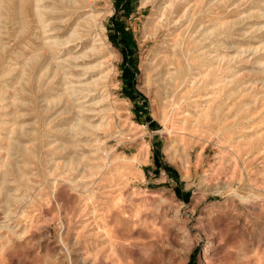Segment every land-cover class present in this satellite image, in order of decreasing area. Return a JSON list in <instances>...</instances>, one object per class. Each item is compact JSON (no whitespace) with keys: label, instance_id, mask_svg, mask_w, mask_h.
I'll return each instance as SVG.
<instances>
[{"label":"rangeland","instance_id":"rangeland-1","mask_svg":"<svg viewBox=\"0 0 264 264\" xmlns=\"http://www.w3.org/2000/svg\"><path fill=\"white\" fill-rule=\"evenodd\" d=\"M26 2L0 0V264H264V0Z\"/></svg>","mask_w":264,"mask_h":264},{"label":"bare ground","instance_id":"bare-ground-1","mask_svg":"<svg viewBox=\"0 0 264 264\" xmlns=\"http://www.w3.org/2000/svg\"><path fill=\"white\" fill-rule=\"evenodd\" d=\"M38 2H41V1H43V2H45V0H37ZM77 1V0H76ZM1 2H3V1H1ZM25 2H26V0H25ZM42 2V3H43ZM175 2H177V1H175ZM21 3V2H20ZM27 3V2H26ZM25 3V4H26ZM36 5V4H35ZM169 5V4H168ZM26 6V5H25ZM41 6V5H40ZM40 6H38L37 5V7L36 8H39ZM178 6V4H175V6H173V7H177ZM20 7V6H19ZM42 7H44V6H42ZM172 7V8H173ZM22 8V7H21ZM20 8V9H21ZM188 8V7H187ZM1 10H3L2 8H1ZM0 10V11H1ZM22 10V9H21ZM165 11H168V6L165 8ZM172 11V10H171ZM187 11V10H186ZM181 13V12H180ZM37 14H38V16H39V19L41 20V18H42V15L44 14V12H43V10L42 9H37ZM186 14H187V12H186ZM95 15V14H94ZM93 16V15H92ZM180 16V15H179ZM179 16H177V18H179ZM184 16V15H183ZM44 18V17H43ZM183 19H185V18H183ZM182 21V20H181ZM190 23H192V22H190ZM167 25H169V24H167ZM182 25V24H181ZM22 27V26H21ZM188 27V26H187ZM174 29V28H173ZM201 30V29H200ZM1 31V30H0ZM77 32L78 31H76V35H75V41L78 39V38H82L83 36L82 35H77ZM82 32V31H81ZM192 33V32H191ZM79 34V33H78ZM80 34H82V33H80ZM195 34V33H194ZM185 35V34H184ZM72 40H74V39H67V40H52V41H49V42H46V44L48 45V47H49V50H50V52H51V57H52V59H56V57H57V55L60 53V51L63 49V46H65L68 42H70V41H72ZM188 41V40H187ZM194 41V40H193ZM183 43V42H182ZM183 45V44H182ZM4 47V46H3ZM188 47V46H187ZM45 50V49H44ZM188 50V49H187ZM190 50V49H189ZM46 51V50H45ZM47 53V52H46ZM2 54V53H1ZM194 56V55H193ZM74 57H76V58H78V56H74ZM197 57V56H196ZM195 57V58H196ZM34 58V57H33ZM192 58V57H191ZM51 59V58H50ZM37 61V60H36ZM194 61V60H193ZM52 63V62H51ZM65 64V63H64ZM64 64L63 63H58V66L59 67H62V66H64ZM57 67V66H56ZM58 68V67H57ZM24 73V72H23ZM43 76V75H42ZM188 76V75H187ZM41 79V78H40ZM173 79H175V77L173 78ZM185 80H186V78H185ZM170 81V80H169ZM183 83V82H182ZM182 85V84H181ZM183 88V87H182ZM176 91V90H175ZM173 92V91H172ZM180 109V108H179ZM182 111V110H181ZM184 111V110H183ZM185 112V111H184ZM178 113V112H177ZM177 113H175V114H177ZM183 113V112H182ZM179 115V114H178ZM185 115V114H184ZM183 115V116H184ZM184 118V117H183ZM195 123L197 124V121L195 120ZM182 124V123H181ZM195 124V125H196ZM179 126H182V125H179ZM181 128V127H180ZM197 128V127H196ZM183 129V128H182Z\"/></svg>","mask_w":264,"mask_h":264},{"label":"trees","instance_id":"trees-1","mask_svg":"<svg viewBox=\"0 0 264 264\" xmlns=\"http://www.w3.org/2000/svg\"><path fill=\"white\" fill-rule=\"evenodd\" d=\"M120 2H124L126 4V6L128 7L130 4V0H119ZM118 24V23H117ZM117 27V38L119 39V41L121 42H130V40L132 39V35L131 33L125 28V26H123V24L120 25H116Z\"/></svg>","mask_w":264,"mask_h":264}]
</instances>
